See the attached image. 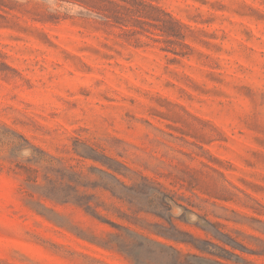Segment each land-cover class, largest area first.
<instances>
[{
  "label": "rangeland",
  "instance_id": "374dc122",
  "mask_svg": "<svg viewBox=\"0 0 264 264\" xmlns=\"http://www.w3.org/2000/svg\"><path fill=\"white\" fill-rule=\"evenodd\" d=\"M0 264H264V0H0Z\"/></svg>",
  "mask_w": 264,
  "mask_h": 264
},
{
  "label": "trees",
  "instance_id": "16d2710c",
  "mask_svg": "<svg viewBox=\"0 0 264 264\" xmlns=\"http://www.w3.org/2000/svg\"><path fill=\"white\" fill-rule=\"evenodd\" d=\"M111 2H113V1H111ZM163 29H165V28H163ZM163 31H164L165 33H168L167 30H163Z\"/></svg>",
  "mask_w": 264,
  "mask_h": 264
}]
</instances>
